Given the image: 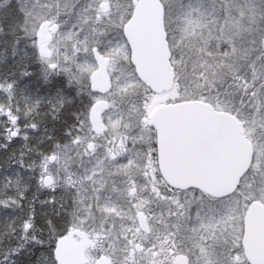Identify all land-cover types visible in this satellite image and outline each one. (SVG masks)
<instances>
[{
  "label": "snow or ice",
  "instance_id": "snow-or-ice-1",
  "mask_svg": "<svg viewBox=\"0 0 264 264\" xmlns=\"http://www.w3.org/2000/svg\"><path fill=\"white\" fill-rule=\"evenodd\" d=\"M0 264H264V0H0Z\"/></svg>",
  "mask_w": 264,
  "mask_h": 264
}]
</instances>
